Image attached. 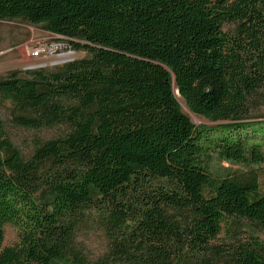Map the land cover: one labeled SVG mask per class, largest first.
<instances>
[{
	"label": "trees",
	"instance_id": "1",
	"mask_svg": "<svg viewBox=\"0 0 264 264\" xmlns=\"http://www.w3.org/2000/svg\"><path fill=\"white\" fill-rule=\"evenodd\" d=\"M6 20L88 55L0 77V264H264V0H0ZM8 120L64 130L27 156Z\"/></svg>",
	"mask_w": 264,
	"mask_h": 264
},
{
	"label": "rangeland",
	"instance_id": "2",
	"mask_svg": "<svg viewBox=\"0 0 264 264\" xmlns=\"http://www.w3.org/2000/svg\"><path fill=\"white\" fill-rule=\"evenodd\" d=\"M36 25L30 24L23 20H13V21H0V77L7 75L13 71H20L24 75L27 74L29 70L41 69L55 70L63 66L65 63L72 60H78L84 58L88 55V52L84 49L77 50L76 56L66 57L62 59L50 60L47 66L37 67L35 63L26 61L24 48L25 45L33 40L51 39L49 33L44 31L43 27H34ZM235 28L234 23H226L224 25V30L230 31ZM52 40V39H51ZM65 60H68L64 62ZM53 61H58L60 63L52 65ZM184 101V100H183ZM181 102V101H180ZM185 103V101H184ZM183 111L191 118L192 122L197 126L206 125L209 127H215L220 123H225V121H211L205 117L192 112L187 104L181 102ZM9 112L8 107L3 108V115L7 117ZM260 117L254 119L258 121H264V108L262 109ZM9 132L16 142V144L24 150L25 154L29 156L33 151L35 142L38 139H49L59 136L64 130L62 128H52L44 130H31L23 127H17L13 125L10 120H8ZM248 134L251 136H256L253 129H249ZM260 138V136H258ZM226 164V163H224ZM233 168L237 171H241L242 167L239 165H233ZM260 189L264 193V174H261L260 178ZM96 213L91 215L89 219L81 226L79 230V239L82 244L86 247L90 255L98 259L104 256L109 249V238L108 234L103 228L99 219H97ZM223 236V234L221 235ZM264 238V234H261ZM18 240V230L13 225H8L6 227V245H13ZM36 264V263H35Z\"/></svg>",
	"mask_w": 264,
	"mask_h": 264
},
{
	"label": "built area",
	"instance_id": "3",
	"mask_svg": "<svg viewBox=\"0 0 264 264\" xmlns=\"http://www.w3.org/2000/svg\"><path fill=\"white\" fill-rule=\"evenodd\" d=\"M36 27V26H34ZM38 28V27H36ZM49 33L50 38L52 39H42V40H33L30 43L25 45L24 52L27 58L26 61L35 63V68L47 66V63L50 60L62 59L64 56H76L77 50L68 43L63 42V38L58 35L44 30ZM75 60V59H74ZM60 62L53 61L52 65H56Z\"/></svg>",
	"mask_w": 264,
	"mask_h": 264
},
{
	"label": "bare ground",
	"instance_id": "4",
	"mask_svg": "<svg viewBox=\"0 0 264 264\" xmlns=\"http://www.w3.org/2000/svg\"><path fill=\"white\" fill-rule=\"evenodd\" d=\"M67 56L70 57L69 55H66V57H67ZM177 93H178V92H177Z\"/></svg>",
	"mask_w": 264,
	"mask_h": 264
},
{
	"label": "water",
	"instance_id": "5",
	"mask_svg": "<svg viewBox=\"0 0 264 264\" xmlns=\"http://www.w3.org/2000/svg\"><path fill=\"white\" fill-rule=\"evenodd\" d=\"M66 61H68V60H65L64 62H66ZM177 92H178V90H177Z\"/></svg>",
	"mask_w": 264,
	"mask_h": 264
}]
</instances>
